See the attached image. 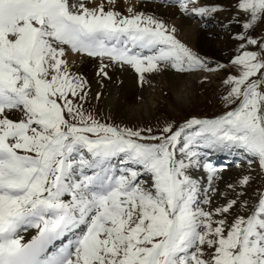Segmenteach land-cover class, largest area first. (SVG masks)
Returning <instances> with one entry per match:
<instances>
[{"label":"snow or ice","instance_id":"6c2138e0","mask_svg":"<svg viewBox=\"0 0 264 264\" xmlns=\"http://www.w3.org/2000/svg\"><path fill=\"white\" fill-rule=\"evenodd\" d=\"M168 2L200 19L223 8ZM125 3L0 0V264H264V180L248 191L254 162L264 173V0H237L244 31L227 69L147 0ZM67 51L99 58L102 77L112 64L142 83L167 70L170 89L219 69L226 110L117 123L90 106ZM214 153L247 164L223 189Z\"/></svg>","mask_w":264,"mask_h":264},{"label":"rangeland","instance_id":"374dc122","mask_svg":"<svg viewBox=\"0 0 264 264\" xmlns=\"http://www.w3.org/2000/svg\"><path fill=\"white\" fill-rule=\"evenodd\" d=\"M147 2V4H153L152 11H154L156 15H159L156 11L162 8H174L178 5L175 2L169 3L168 0H147ZM198 2L199 5L219 4L223 6L222 9L212 13L204 19L184 14L178 10V12L181 13L183 17L188 18L190 23L198 29L199 32L204 34V37L207 39L201 49H197L191 42L185 41L181 36L179 27L174 24L179 17V13L176 12L177 8L171 11V14L169 13L170 15L167 14L163 16V19L167 23L175 25L179 39L185 42L200 56L210 61L209 67H214L216 63H220L224 64L227 69L228 61L238 48L239 40L237 36L240 32L244 31L242 27L244 19L243 12L236 7L237 0H196L197 4ZM85 4L86 6L90 5L86 2ZM121 11H124V9H121ZM260 34V29H257L256 32L253 33V35L256 36ZM81 56L87 57L85 54H74L71 51L66 52V57L73 59ZM91 58L93 59V57ZM94 59H96V63L94 70H92L91 75H89V80L94 81L93 78H95L94 82H98L99 85L98 89H96V86H94L95 84L93 85V83L89 82L91 84L90 106L93 107L94 110L102 111L104 115L109 116L117 123L123 121L129 125L142 124L144 126L152 125L155 127L158 122H162L165 119L180 121L188 113L200 116H212L226 110L221 99L226 89V86L222 82L225 72L217 69L215 72L209 73L197 69L181 77L180 83L171 89L168 84L169 81H167V78L162 74L168 73L167 70L159 73H146V80L143 83L139 80V74L135 73L133 77L138 81L136 85V90H138L133 96L129 97L130 99L120 97L123 101V108L126 110L119 112L113 107V103L119 100V96H121L120 93L124 92L122 91L123 89L120 88V85L117 84L121 80V76L117 73L120 66L117 64L108 66V76L102 77L98 75L100 59ZM105 64H108L107 60H105ZM123 68L131 67L125 65ZM204 76H207L208 79L204 80ZM107 86H113V89H107L106 91ZM96 92L101 93L99 99L95 97ZM106 94H109V96L111 95V103H109L110 99H108V102L106 101ZM114 96L116 97L114 98ZM240 160L239 162L241 164L247 165L244 159ZM253 171L259 180L252 181L251 185L248 187L249 192L260 187L261 184L259 181L264 180V173L261 172L255 162Z\"/></svg>","mask_w":264,"mask_h":264},{"label":"bare ground","instance_id":"6f19581e","mask_svg":"<svg viewBox=\"0 0 264 264\" xmlns=\"http://www.w3.org/2000/svg\"><path fill=\"white\" fill-rule=\"evenodd\" d=\"M135 1L129 0V2H131L133 4L136 3ZM84 2L90 4L88 7H92V6H95V5L99 4V3H101V0H86ZM105 3H106V0H105ZM198 4H199V2H198ZM152 5L153 4H146V10H152L153 9ZM115 6L119 10H121V9L125 10L126 7H127V4L125 3V0H116V5ZM178 8H179V5H177L174 8L173 7L172 8H166V9L162 8V9L156 11V13H159V15H162V17H163V16H165L167 14L170 15L171 11H173L174 9H176L177 10L176 12L179 13L178 12V10H179ZM174 24L179 27L180 32H181V36L183 37V39L185 41H187V42L188 41L191 42V44L193 46H195L197 49H201L203 44L207 41V39L204 37V34L199 32L198 29H196L190 23L189 19L186 18V17H183L181 15V13H179V17L174 22ZM67 59H68L69 63L71 64L73 71L81 73L84 76V78H86L89 82L93 83V85L95 84L94 86H96V89H98L99 83L98 82H96V83L94 82L95 78H93L94 81H92V80L90 81L89 80V78H90L89 75H91L92 70H94V66H95V63H96L95 60L96 59H94V58L92 59L89 56H87V57L86 56H81V57H77L75 59L67 57ZM117 73L121 76V80L117 84L120 85V88H122L123 89L122 91H124V92L120 93L121 96H119V100H116L113 103V105H114L113 107L117 111L123 112V110H126V109L123 108V103H122L123 101L121 100L120 97L129 98L130 96H133L136 93V91L138 90V89L136 90V88H137L136 85H137L138 81L136 80L135 77H133L135 75V71L132 68H121L120 67L117 70ZM162 74H164V76L167 78V81H169V74H170L169 71H168V73H162ZM129 75H131V76H129ZM114 86H115V84H114ZM112 87H108L107 86L106 87V91H107V89L108 90L109 89H113ZM120 92H121V90H120ZM109 94H113V93H109ZM109 94L105 95V99H106L107 102H108V99H110V96H111V95L109 96ZM115 97L116 96H114V98ZM111 100L112 99L109 100L110 101L109 103L112 102ZM125 103H126V101H125ZM214 154H218V153H214ZM214 154H212L209 157V159L212 160V162L214 163V165L217 168H220V169L223 168L222 169V173H221L222 179L220 181H217V184L219 185V187L221 189H223L225 187L226 183L231 182V180L234 179L237 176V173L240 172V168L237 167V162L240 159H243V157L235 156V155H233L231 153H226L225 155L228 157L227 159H229V160L223 159V161H221L220 158L216 159V156L214 157ZM225 160H227V161H225ZM243 166L245 168H247V165H243ZM251 171H252V174H253V177H254L253 180H257L258 181L259 179L256 177V174L254 173L253 168L251 169ZM194 175L197 178L201 179L203 182H206V175L204 174L203 169L194 170Z\"/></svg>","mask_w":264,"mask_h":264}]
</instances>
